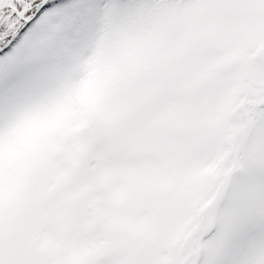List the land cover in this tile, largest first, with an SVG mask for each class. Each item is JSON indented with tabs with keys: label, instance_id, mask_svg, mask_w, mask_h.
<instances>
[{
	"label": "snow or ice",
	"instance_id": "obj_1",
	"mask_svg": "<svg viewBox=\"0 0 264 264\" xmlns=\"http://www.w3.org/2000/svg\"><path fill=\"white\" fill-rule=\"evenodd\" d=\"M0 264H264V0H0Z\"/></svg>",
	"mask_w": 264,
	"mask_h": 264
}]
</instances>
